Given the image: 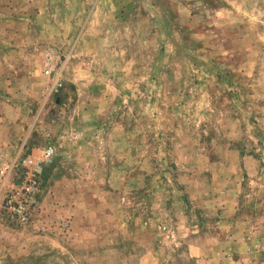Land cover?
I'll list each match as a JSON object with an SVG mask.
<instances>
[{"label":"rangeland","instance_id":"374dc122","mask_svg":"<svg viewBox=\"0 0 264 264\" xmlns=\"http://www.w3.org/2000/svg\"><path fill=\"white\" fill-rule=\"evenodd\" d=\"M0 264H264V0H0Z\"/></svg>","mask_w":264,"mask_h":264},{"label":"built area","instance_id":"2783aa9c","mask_svg":"<svg viewBox=\"0 0 264 264\" xmlns=\"http://www.w3.org/2000/svg\"><path fill=\"white\" fill-rule=\"evenodd\" d=\"M45 72L46 73H49L50 72V68L48 66L45 68ZM41 153H42L41 156H43V158L48 159L53 154V147L52 146H48L44 150H42ZM34 157L35 156H28V157H26L23 160V163L24 164L33 163L35 161V158ZM20 218H21L22 221H25L27 219V216L25 215V213H24L23 210H21V212H20Z\"/></svg>","mask_w":264,"mask_h":264}]
</instances>
